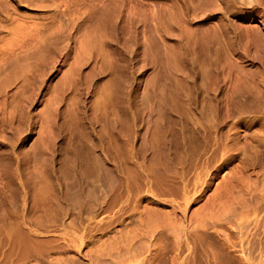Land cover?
<instances>
[{
  "label": "rangeland",
  "instance_id": "obj_1",
  "mask_svg": "<svg viewBox=\"0 0 264 264\" xmlns=\"http://www.w3.org/2000/svg\"><path fill=\"white\" fill-rule=\"evenodd\" d=\"M0 264H264V0H0Z\"/></svg>",
  "mask_w": 264,
  "mask_h": 264
}]
</instances>
